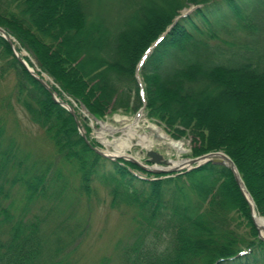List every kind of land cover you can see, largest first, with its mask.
Masks as SVG:
<instances>
[{"label":"trees","instance_id":"1","mask_svg":"<svg viewBox=\"0 0 264 264\" xmlns=\"http://www.w3.org/2000/svg\"><path fill=\"white\" fill-rule=\"evenodd\" d=\"M110 1L0 0V27L52 80L45 88L0 35V83L13 79L16 101L60 156L55 184L68 167L51 198L71 206L77 191L89 198L95 183L108 189L110 206L123 207L134 226L131 241L116 242L119 264H264V241L229 168L209 162L167 176L111 161L93 150L101 145L89 125L142 107L136 67L165 33L138 71L146 117L172 139H189L191 157L229 156L264 217V0H121L128 15L108 20ZM53 94L88 111L75 108L89 144ZM45 193L44 176L27 181L28 201ZM12 218L0 206V228L8 225L0 264H69L65 237L43 233L38 221L9 225Z\"/></svg>","mask_w":264,"mask_h":264},{"label":"rangeland","instance_id":"2","mask_svg":"<svg viewBox=\"0 0 264 264\" xmlns=\"http://www.w3.org/2000/svg\"><path fill=\"white\" fill-rule=\"evenodd\" d=\"M239 5L242 6L240 3ZM103 9V14H106L108 20H115L118 14L116 12H120L121 20L128 15L130 8L122 7L121 0H111ZM213 28L224 38L225 33L216 27ZM227 38L229 36L226 35ZM13 86V79L0 83V126L3 128L0 137V206L6 208L13 217L9 225L22 218L24 221H38L43 233H60L68 242L64 248V256L67 254L69 264H119L116 242L118 239H124L126 242L133 239H129L134 227L130 215H127L123 207H111L108 189L98 183H95L89 198L77 191L71 206L64 200L54 201L51 198L53 186L67 184L68 167L62 169L63 176L55 184L53 180L61 162L60 156L56 154L51 141L44 136L43 130L29 120L25 110L16 101ZM71 102L75 104L74 108L78 107V114H85L77 103L72 100ZM134 118L135 113H110L103 120L102 126L89 122L90 126H95L91 135L96 140L102 136L114 142L124 137L121 129L130 125ZM144 119L166 133L159 123L149 120L145 112L136 128L139 133L150 134ZM109 128L119 131L112 132ZM149 138L152 142L148 149L163 154L167 159L180 161L191 158L189 139L181 140L186 152L179 153L166 143L159 142L154 135H149ZM107 149L114 153L113 146H108ZM127 154L151 165L139 145H133ZM40 176H44L46 193L44 196L36 194L28 201L25 194L26 183ZM75 201L77 203H74ZM7 227L5 224L0 229L5 232Z\"/></svg>","mask_w":264,"mask_h":264},{"label":"water","instance_id":"3","mask_svg":"<svg viewBox=\"0 0 264 264\" xmlns=\"http://www.w3.org/2000/svg\"><path fill=\"white\" fill-rule=\"evenodd\" d=\"M192 8L190 9H184L182 10V14L180 16H178L174 23L182 16H185L186 14H188V12L191 11ZM173 23V24H174ZM0 35L2 37H4L8 43L10 44L15 56L17 57L18 61L20 63H22L27 70L33 75L35 76L41 83L42 85L45 86V88L49 89V84L48 82L52 83L51 78H49L46 74H41V77L38 76L36 74V72L30 68L28 66V64L26 63V61L23 59L24 55H27V52L22 51V52H17L15 45L13 43L14 39L12 37H10L9 35H7L6 31L0 27ZM165 35V33H163L152 45L151 47L145 52V54L143 55L141 61L139 62V64L136 67V79L139 83L140 86V95L142 98V102L143 105L142 107L139 109V111L135 114V118H137L138 116H143L144 115V108H145V100H144V91H143V86L141 83V79L139 77L138 74V69L141 65V63L146 59V57L150 54V52L152 51V49L156 46V44H158L161 39L163 38V36ZM53 99L59 103L62 107H64L66 110H68L74 117L76 123H77V127L78 130L81 134V136L85 139V141L89 144V141L86 138L85 135V131L84 129L81 127V125L79 124L78 118H77V114L75 112V104L74 103H68L67 101H59L56 97V94H53ZM81 109L83 110V112L88 115V111L85 109V107L83 105H80ZM94 118V117H93ZM96 124H98L99 126H102V124L104 123V121L101 120H97L95 119ZM95 128V126H92V128ZM122 130V129H121ZM115 131H119L118 129H116ZM166 136L168 138H170V136L166 133ZM172 141L175 142H181L183 144V142L181 140H173L172 138H170ZM97 141L101 144L102 147H93V150L100 156L111 160V161H116L118 159H123L126 161H130L138 166H140L141 168H143L144 170H147L149 172H153V173H157V174H166L167 176H173V175H177L182 173L183 171H189L198 167H201L203 165H205L206 163H213V164H221L227 168H229L235 178V181L237 183V185L239 186V189L242 193V195L244 196V198L246 199L248 205H249V209H250V213H251V219L257 229L258 232V236L260 239H262L264 241V236L261 235L259 227L257 226L256 222H255V218L258 216L261 219H264L263 216H260L257 214L256 209H255V205L254 202L251 198V196L249 195L248 191L245 189V186L238 174V171L234 165V163L232 162V160L229 158V156H227L225 153L223 152H210V153H206L197 157H191V158H186V159H182L180 161H172L170 159H167L163 156V154L155 151V150H151L148 149L147 147H143L141 146V149L144 151L145 155H146V159L148 160V162L151 165H147L145 163H143L140 160H137L135 158H133L132 156L128 155L127 156H121V155H117V154H113L111 153L107 147L100 139ZM138 146V145H137ZM140 146V145H139ZM186 150L182 149L180 150L179 153H185Z\"/></svg>","mask_w":264,"mask_h":264},{"label":"bare ground","instance_id":"4","mask_svg":"<svg viewBox=\"0 0 264 264\" xmlns=\"http://www.w3.org/2000/svg\"><path fill=\"white\" fill-rule=\"evenodd\" d=\"M24 56H27V55H24ZM141 118H142V116H138L137 118H134L133 121H131L130 125L123 128L122 130H123L124 137L120 138L119 140L112 142V141H108L105 137H102V136H101L100 140L106 146H113V148H114L113 154H117V155H121V156H127V151L133 145H140V146L148 148L152 142V140L149 138V135L150 136L154 135V137L156 139H158L159 142L166 143L168 145V147L174 148L178 152H180V150L183 149V144L181 142L172 141L170 138H168L166 136V133L163 132L157 125L146 122L145 119H144V121L147 123V128L150 129V134L139 133L136 130V128H137L138 122ZM109 129L112 132H114L116 130L115 128H109ZM125 130H127V131H125ZM255 222H256L257 226L259 227L261 235L264 236V219H261L260 217L257 216L255 218Z\"/></svg>","mask_w":264,"mask_h":264}]
</instances>
